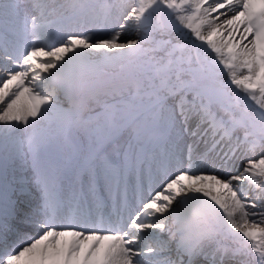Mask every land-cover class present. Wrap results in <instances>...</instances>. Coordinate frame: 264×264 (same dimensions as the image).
Wrapping results in <instances>:
<instances>
[{"label": "snow or ice", "instance_id": "6c2138e0", "mask_svg": "<svg viewBox=\"0 0 264 264\" xmlns=\"http://www.w3.org/2000/svg\"><path fill=\"white\" fill-rule=\"evenodd\" d=\"M0 264H264V0H0Z\"/></svg>", "mask_w": 264, "mask_h": 264}, {"label": "bare ground", "instance_id": "6f19581e", "mask_svg": "<svg viewBox=\"0 0 264 264\" xmlns=\"http://www.w3.org/2000/svg\"><path fill=\"white\" fill-rule=\"evenodd\" d=\"M122 39H123V37H122Z\"/></svg>", "mask_w": 264, "mask_h": 264}]
</instances>
